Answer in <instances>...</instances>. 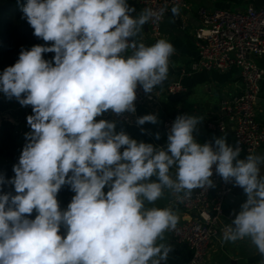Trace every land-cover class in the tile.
<instances>
[{"label":"clouds","instance_id":"1","mask_svg":"<svg viewBox=\"0 0 264 264\" xmlns=\"http://www.w3.org/2000/svg\"><path fill=\"white\" fill-rule=\"evenodd\" d=\"M22 11L45 44L22 49L0 75V92L33 112L14 177L0 175V185L11 183L16 193L0 194V264H161L171 247L158 241L178 217L149 205L165 189L190 196L213 187V166L247 196L224 241L249 238L264 256V156L239 159L242 149L223 136L214 145L196 142V116H178L164 147L95 119L108 110L134 113L138 85L151 93L167 79L173 45L135 39L166 9L137 14L127 0H27ZM146 122L156 124L157 116L137 119ZM65 184L75 195L62 211L57 194Z\"/></svg>","mask_w":264,"mask_h":264},{"label":"built area","instance_id":"2","mask_svg":"<svg viewBox=\"0 0 264 264\" xmlns=\"http://www.w3.org/2000/svg\"><path fill=\"white\" fill-rule=\"evenodd\" d=\"M140 5L142 9L146 7L154 10L166 9L162 19L147 23L150 37L154 42L164 39L163 23L171 13L172 7L185 9L188 7L184 0H141ZM198 14L201 26L195 32L197 57L188 70L182 71L181 78L199 72L224 73L232 68L240 71L243 86L241 94L224 99L223 117L208 121L206 130L213 134H225L229 127L233 126L235 140L233 146L242 149L240 156L255 154L264 146V126L257 117L258 103L262 97L264 99V69L256 62V59L264 58V6L249 7L237 12L203 8ZM173 58L174 54L170 57L169 66ZM186 92L187 88L178 81L168 85L163 94L176 96ZM11 100L12 98H7L6 102ZM143 102L154 103L156 98L152 92L145 93L138 85L134 113L116 114L108 110L97 118H111L128 126L139 127L136 110ZM13 104L14 109L0 114V127L3 120L19 126L32 109L31 106H21L16 98L13 99ZM174 121V118H167L163 122L166 138L164 146L167 144V136ZM210 179L213 181V187L199 188L190 196L183 194L174 197L171 201V205L179 207L192 216L189 222L177 224L174 230L169 231L176 244L185 246L191 251L189 264H206L212 245L216 242L223 244L225 229L238 214L235 210L226 212L225 209L227 200L236 188L234 181L225 182L215 172V166ZM247 239L239 241L244 242Z\"/></svg>","mask_w":264,"mask_h":264},{"label":"crops","instance_id":"3","mask_svg":"<svg viewBox=\"0 0 264 264\" xmlns=\"http://www.w3.org/2000/svg\"><path fill=\"white\" fill-rule=\"evenodd\" d=\"M141 0H127V2L134 6L138 14L143 9L140 5ZM188 7L187 9L179 7V15L173 16L172 12L165 18L163 23L164 39L169 41L174 49V58L172 64L169 66L167 79L160 85L156 86L152 93L156 98L154 103H141L138 105L136 113L137 117H142L149 114L157 116L158 122L152 124L146 122L139 127L128 126L117 120L111 118H95L97 121L104 119L115 123V131L117 133L123 131L130 138L138 142L151 143L158 147H164L166 138L163 132V122L167 118L176 119L180 115L196 116L201 118L200 123L196 126L193 136L196 142L200 144L210 143L214 145L215 138L225 137L229 145L233 146L234 127L230 126L225 134H213L206 130V124L210 120H216L223 117L222 102L224 99L239 96L242 92L243 86L241 83L240 71L237 68H232L227 72H213L205 73L199 72L181 78L183 70H188L190 64L195 61L197 57L195 32L201 26V19L198 11L200 9L207 10H229L233 12L244 11L249 7L261 8L264 6V0H184ZM139 42L146 45H152L156 42L152 41L150 37L149 28L143 26L140 34L135 38ZM128 51L126 55H130ZM256 62L264 69V58L256 59ZM189 72V71H188ZM181 81L183 86L187 88V92L176 96H166L163 94L165 88L175 82ZM264 90V83H263ZM258 121L264 126V99L257 106ZM159 133V139L156 134ZM257 156H264V146L255 154ZM247 154L241 155L239 159L246 158ZM173 177H175V169L170 170ZM261 176H264V164L261 165ZM71 175V173H69ZM155 179V177H153ZM240 188L236 186L235 190ZM199 188L192 190L197 191ZM242 196L238 198L239 203L230 201L226 204V212L236 211L239 213L241 205L245 203L247 196L242 188ZM109 190L108 186L103 191L105 193ZM75 193L71 190L70 195L66 200L59 202L60 209L67 210ZM183 195V193L176 194L170 190L165 189L164 195L161 199L149 207L170 208L177 215V224L187 223L191 220V214L186 213L179 207L171 205L174 197ZM67 227L61 225L60 234L66 235ZM158 243H165L171 247L166 261H161V264H189L191 259V251L182 245L176 244L169 231L164 233V240ZM206 264H264V256H261L256 247L248 238L246 241L236 242L224 241L223 244L214 243L209 251Z\"/></svg>","mask_w":264,"mask_h":264},{"label":"trees","instance_id":"4","mask_svg":"<svg viewBox=\"0 0 264 264\" xmlns=\"http://www.w3.org/2000/svg\"><path fill=\"white\" fill-rule=\"evenodd\" d=\"M26 2L27 0H0V75L3 74L5 68L16 63L22 49L29 50L34 45L45 44L41 38H37L33 34L34 29L29 25L22 11ZM1 11L4 12L1 14ZM48 44L50 45L51 42ZM48 55L49 60H52L54 53H48ZM13 99L15 97L6 102L7 97L4 93L0 94V114L14 109ZM32 114L31 109L29 115ZM31 131L27 117L19 126L10 121H2L0 127V175H3L6 181L14 177L13 166L18 163L21 152L27 143L26 134ZM70 191L69 185L62 186L57 194L58 203L61 200H66ZM3 193L16 194L14 186L7 182L0 185V194ZM36 214L34 210L29 218L34 219Z\"/></svg>","mask_w":264,"mask_h":264},{"label":"water","instance_id":"5","mask_svg":"<svg viewBox=\"0 0 264 264\" xmlns=\"http://www.w3.org/2000/svg\"><path fill=\"white\" fill-rule=\"evenodd\" d=\"M240 196H242L241 189H240V188H237V189L234 191L233 195H231V196L229 197V199L227 200V204H228V203L230 204V201H234V202H236V203L238 204V203H239L238 198H239Z\"/></svg>","mask_w":264,"mask_h":264},{"label":"rangeland","instance_id":"6","mask_svg":"<svg viewBox=\"0 0 264 264\" xmlns=\"http://www.w3.org/2000/svg\"><path fill=\"white\" fill-rule=\"evenodd\" d=\"M2 12H4V11H1V14H2ZM43 56H44V59L49 60V55H48V53L43 54ZM1 93H2V92H0V94H1Z\"/></svg>","mask_w":264,"mask_h":264}]
</instances>
